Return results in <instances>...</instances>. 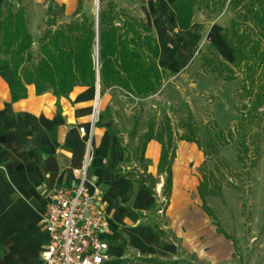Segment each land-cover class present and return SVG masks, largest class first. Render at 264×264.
I'll return each instance as SVG.
<instances>
[{
	"label": "crops",
	"instance_id": "crops-1",
	"mask_svg": "<svg viewBox=\"0 0 264 264\" xmlns=\"http://www.w3.org/2000/svg\"><path fill=\"white\" fill-rule=\"evenodd\" d=\"M29 1L36 8L42 5L46 9L52 2ZM118 2L119 9L141 6L144 16L139 17L149 14L152 24L166 14L163 9H156L155 4L169 3L172 18L167 25L164 23L166 26L159 35L167 34L168 30L180 36L192 33L193 24L185 33L179 32L174 0ZM55 3L66 7L67 12H72L75 4L78 6V0H55ZM153 33L156 36L154 24ZM40 38L37 27L34 43ZM158 41L161 62L175 49V43ZM219 41L226 44L221 36ZM225 47L228 52L230 47L227 44ZM166 66L172 67L171 59ZM13 79L11 69L0 71V264H43L42 251L49 239L43 213L56 189L72 187L77 182L72 165V130L76 129L85 140L79 129L91 130L98 93L96 86H76L68 96L57 97L51 91L37 94L35 85L30 84L27 96L13 101L10 90ZM107 126L102 114L93 131L94 186L90 187L96 204L104 209L109 220L103 238L107 240L111 259L103 264H264V188L259 189L258 198L256 188L246 194L229 188L222 197H206L215 220L204 209L199 190L203 180L200 169L207 157L197 143L177 139L172 188L165 213L160 215L158 192L163 191L165 183L159 170L161 143L150 140L143 163H128L118 135ZM128 140L127 137L125 142ZM144 169L158 179L156 194L133 182L136 173H143ZM245 195L252 203L247 211V218L251 213L249 220L243 217L241 209ZM215 203L228 214V226L220 221L213 207Z\"/></svg>",
	"mask_w": 264,
	"mask_h": 264
},
{
	"label": "trees",
	"instance_id": "trees-1",
	"mask_svg": "<svg viewBox=\"0 0 264 264\" xmlns=\"http://www.w3.org/2000/svg\"><path fill=\"white\" fill-rule=\"evenodd\" d=\"M205 1L208 4H228L237 10L230 26L220 31L222 40L231 49L233 65L225 63L221 69L208 55H205L204 60L209 72H218L227 81L236 80L238 73L243 75L240 90L250 98V107L247 113H242L241 120L232 129L225 131L214 121L204 126L203 135L199 134L201 126L189 106L186 115L178 121L177 130L168 116L159 125L149 121L147 129L139 136L136 150L125 149L126 160L128 163H143L148 142L158 140L162 145L159 170L165 176L162 194L168 201L172 188L174 144L177 139L197 143L207 159L214 162L218 173H221V166L232 172L222 160L220 151L236 138L245 153L250 151V145L259 149V137L255 128L261 122L258 111L264 107V0ZM17 2V8L12 1L3 0L0 5V71L11 69L13 72L14 79L10 82L12 100L25 98L28 94L27 85L30 84L35 85L37 94L51 91L57 97L68 96L76 86L95 87L96 20L91 21L83 13L80 23L69 22L52 29L56 26V3L52 0L46 10L48 28L41 38L40 59L30 65L29 55L34 40L28 28L25 1ZM197 2L198 0H174L179 32L185 33L191 28ZM60 8L63 9L64 6ZM83 9V0H78L76 14L82 13ZM115 10L116 5L109 2L107 9L99 13L100 92L103 95L109 88L118 87L135 97L154 94L162 86L166 71L159 65L161 49L153 33L151 17L147 14L142 18L123 9ZM72 134V165L78 168L85 156L86 143L76 129L72 130ZM238 157L240 162H245L240 153ZM252 165L255 167L256 162H252ZM231 181L228 178V186L233 187L234 183ZM133 182L156 194L158 179L147 173L146 169L143 173H136ZM222 189L221 178L214 171L205 169L199 190L204 200V209L215 220L216 215L205 199L208 196L222 197ZM219 229L223 231L220 226Z\"/></svg>",
	"mask_w": 264,
	"mask_h": 264
},
{
	"label": "rangeland",
	"instance_id": "rangeland-1",
	"mask_svg": "<svg viewBox=\"0 0 264 264\" xmlns=\"http://www.w3.org/2000/svg\"><path fill=\"white\" fill-rule=\"evenodd\" d=\"M6 1H12L15 8L18 7L17 0ZM24 1L27 9L29 31L33 37L35 28L38 27L42 38L48 28L47 9L42 5L36 8L35 4L29 0ZM94 1L83 0L84 9L80 14H76L78 9L76 4L72 12H67L66 7L61 9V4H56L54 6L56 26H53L52 29L60 24L69 22L80 23L83 13L87 14L91 21H95ZM109 2L116 5L115 11L121 10L117 8L119 6L118 0H100L99 13L101 10L107 9ZM155 7L156 9H163V14L166 13L162 15L160 21L156 20L153 22L157 38L170 40L175 43V49L172 53H169L166 59L164 58L163 61L159 62L161 68L166 71L162 86L156 93L149 96L135 97L118 87L109 88L103 95L100 92L101 106L97 115L96 125H98L99 119L104 114L108 123L107 128L118 135L122 151H125V149L136 150L139 136L147 129L149 121H154L156 125H159L168 116L174 129L177 130L178 121L186 115L188 106L192 109L197 123L201 126L200 135H203L204 126L214 121H217L219 127L225 131L232 129L241 120L242 113H247L250 107V98L245 96L243 90H240L243 75L238 73L236 80L227 81L219 76L218 72H209L208 65H206L207 63L204 60L205 55H208L221 69L224 68L223 65L225 63L230 66L233 65L231 49L229 48L230 53L224 49L225 45L219 41V36L220 31L228 28L232 20L235 19L237 10L228 4H208L205 0H198L194 11L192 33H187H191L189 36H180L170 30L167 31V34L162 33L159 35V31H163L164 23L166 22L167 25L171 21L172 9L169 3L166 5L156 3ZM125 11L138 17L144 16L141 6ZM41 38L36 39L35 43L33 42L29 55L30 65L37 63L40 59ZM170 59L172 67L166 66L167 63H170ZM258 115L261 117V122L255 128V132L258 133L259 137V149L254 145H250V151L245 153L244 148L240 147L239 140L236 138L230 145L223 147L220 151L222 160L229 165L232 172L221 166V173H218L214 162L209 159H207L205 165L201 166V174L206 169L209 172L214 171L221 178L223 191H227L230 188L235 193L246 194L247 191L256 188L255 195L257 197L258 193H261L259 189L264 188V107L259 109ZM132 135H135V138H132ZM127 137L129 140L126 143L125 139ZM92 146L94 161V139ZM239 153L245 158L244 163L240 162ZM252 162H256L255 167H253ZM92 170L93 163L89 171L91 179ZM228 178L232 179L233 187L228 186ZM160 182L163 183L164 179H161ZM158 193L161 201L163 191L161 190ZM227 195L229 194L227 193ZM229 199L232 205V199ZM243 199L246 201L242 204V214L244 218L249 220L251 213L249 214L250 217L247 218V211L252 203L247 195ZM213 207L220 221L225 226H228L229 218L223 206L215 203Z\"/></svg>",
	"mask_w": 264,
	"mask_h": 264
},
{
	"label": "built area",
	"instance_id": "built-area-1",
	"mask_svg": "<svg viewBox=\"0 0 264 264\" xmlns=\"http://www.w3.org/2000/svg\"><path fill=\"white\" fill-rule=\"evenodd\" d=\"M99 113V112H98ZM97 116L93 113L91 130L80 127L85 135L86 151L82 165L74 168L77 182L52 193L43 213L48 242L42 251L43 264H103L111 257L103 234L109 229V220L102 207L96 204L94 186L89 171L93 163V131ZM97 189V188H96ZM158 213L163 215L168 199L162 194Z\"/></svg>",
	"mask_w": 264,
	"mask_h": 264
},
{
	"label": "water",
	"instance_id": "water-1",
	"mask_svg": "<svg viewBox=\"0 0 264 264\" xmlns=\"http://www.w3.org/2000/svg\"><path fill=\"white\" fill-rule=\"evenodd\" d=\"M96 31H97V44L96 47L98 46V26H99V11L96 14ZM98 49H97V53H96V48H95V60H96V70H97V82H96V88H97V93L98 96H100V76H99V56H98Z\"/></svg>",
	"mask_w": 264,
	"mask_h": 264
},
{
	"label": "bare ground",
	"instance_id": "bare-ground-1",
	"mask_svg": "<svg viewBox=\"0 0 264 264\" xmlns=\"http://www.w3.org/2000/svg\"><path fill=\"white\" fill-rule=\"evenodd\" d=\"M94 5H95V11H96V14L97 12L99 11V8H100V0H95L94 1ZM226 45V44H225ZM97 49L99 51V42H98V46L96 47V53H97ZM221 49V48H220ZM225 49V47H224ZM227 51V50H226ZM225 51V53H226ZM229 52V51H228ZM224 53V52H223ZM96 101H95V106H94V113L95 115L97 116L98 115V112L100 110V106H101V98L100 96L96 95Z\"/></svg>",
	"mask_w": 264,
	"mask_h": 264
}]
</instances>
